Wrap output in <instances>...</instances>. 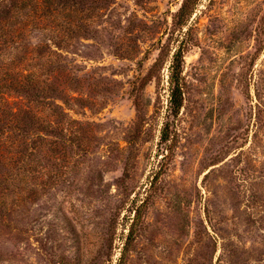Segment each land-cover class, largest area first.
Wrapping results in <instances>:
<instances>
[{"label": "rangeland", "instance_id": "obj_1", "mask_svg": "<svg viewBox=\"0 0 264 264\" xmlns=\"http://www.w3.org/2000/svg\"><path fill=\"white\" fill-rule=\"evenodd\" d=\"M182 1L0 0V264H264V0Z\"/></svg>", "mask_w": 264, "mask_h": 264}, {"label": "trees", "instance_id": "obj_2", "mask_svg": "<svg viewBox=\"0 0 264 264\" xmlns=\"http://www.w3.org/2000/svg\"><path fill=\"white\" fill-rule=\"evenodd\" d=\"M194 0H183L180 7L176 12V22L178 24H182L188 17L189 13L192 10V4ZM184 40L181 41V44L174 50L172 59L169 65V87H170V96H169V110L172 114L177 113L178 109L182 103V69H183V62H184V53L186 51V47L182 45ZM27 77V76H26ZM3 80V79H1ZM0 80V91L1 90H15L20 91L26 99L30 100L33 96H37V89L31 83L29 79L24 81H1ZM19 88V89H18ZM53 114L60 115L63 112L60 109V106L57 103H53L51 107ZM28 113H31L30 109H22L17 107L14 110H10L7 108L5 104L3 107L2 100H0V137L4 135L5 132H8L6 135V142H9V145L14 144V140L12 137H16L14 133L22 132L26 133L28 130V121L31 117H25ZM22 116V117H21ZM23 119V123L19 121ZM19 119V120H18ZM167 124L164 126L161 140H166L168 135L166 134ZM49 132H52L49 130ZM21 136V137H22ZM25 136V135H24ZM41 136V135H38ZM4 142V143H6ZM28 142V141H27ZM23 151L27 153V148H23ZM1 155V154H0ZM12 158V157H10Z\"/></svg>", "mask_w": 264, "mask_h": 264}]
</instances>
